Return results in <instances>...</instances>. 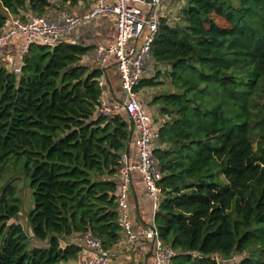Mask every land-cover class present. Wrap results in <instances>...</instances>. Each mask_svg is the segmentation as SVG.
I'll use <instances>...</instances> for the list:
<instances>
[{"label":"trees","instance_id":"trees-1","mask_svg":"<svg viewBox=\"0 0 264 264\" xmlns=\"http://www.w3.org/2000/svg\"><path fill=\"white\" fill-rule=\"evenodd\" d=\"M77 1L0 0V28ZM175 12L137 88L163 76L172 89L152 101L160 240L169 264H264V0H183ZM91 49L32 44L20 74L0 65V264H73L81 236L109 253L120 239L118 161L135 133L122 113L98 112L104 72L84 60ZM19 177L32 190L28 233Z\"/></svg>","mask_w":264,"mask_h":264},{"label":"built area","instance_id":"built-area-1","mask_svg":"<svg viewBox=\"0 0 264 264\" xmlns=\"http://www.w3.org/2000/svg\"><path fill=\"white\" fill-rule=\"evenodd\" d=\"M161 0H96L95 6L81 15L66 14L58 9L46 10L40 16L32 15L27 21L11 17L0 28V59L12 62L14 51L7 56L5 51L13 44L19 48L17 61L11 66L16 74L21 72L20 58L32 44L52 47L64 39L77 27L85 25L99 17L114 19L115 40L109 46H97L84 57L96 63L104 72L111 61L116 67L124 99L114 105H108L103 96L98 112L105 118L122 113L130 122L135 133L134 144L137 148V162H130L129 153H123L118 161L119 184L116 192V204L120 217L121 235L126 242L133 244L137 235L127 215L128 196L132 173L137 171L152 198V221L140 235L151 242L154 264H169L175 257L171 248L160 240L155 224V214L160 201V189L157 183L162 178L158 162L152 154L158 139V129L154 120L142 105L137 88L140 82L153 76L154 66L151 60V46L159 31L162 19ZM103 76L98 85L104 90ZM104 95V91L102 92ZM91 256L82 264H110L111 255L104 250L98 238L86 234L80 238Z\"/></svg>","mask_w":264,"mask_h":264},{"label":"crops","instance_id":"crops-1","mask_svg":"<svg viewBox=\"0 0 264 264\" xmlns=\"http://www.w3.org/2000/svg\"><path fill=\"white\" fill-rule=\"evenodd\" d=\"M113 0H105L110 3ZM177 0H161V12L163 17H169L174 11ZM96 0H78L74 5H60L58 10L70 14L81 15L95 6ZM10 19V18H9ZM115 23L112 17L102 16L85 25L77 27L72 31L63 42L69 44H77L84 47L109 46L115 40ZM17 45H12L5 51L7 55L11 51L18 52ZM86 60V59H84ZM88 60V59H87ZM91 62V60H88ZM155 68V66H154ZM104 95L103 100L108 105H114L124 99V93L120 86L119 76L116 67L110 61L104 70ZM154 88H145L138 92L140 101L145 110L154 120L156 128L159 126L155 118L157 115L153 111H157V107L152 103L154 97L158 94L154 92ZM159 115V114H158ZM159 120V119H158ZM130 162L135 164L137 158V148L134 141L129 147ZM127 215L132 225V232L137 235V240L133 244L126 242L125 238L120 235L119 241L110 251V264H154L152 244L146 241L141 234L142 231L150 226L152 221V198L150 197L140 173L134 171L130 187L127 190ZM80 247V253L77 260L73 264H82L83 261L91 256V251L84 247L81 239L76 241Z\"/></svg>","mask_w":264,"mask_h":264},{"label":"rangeland","instance_id":"rangeland-1","mask_svg":"<svg viewBox=\"0 0 264 264\" xmlns=\"http://www.w3.org/2000/svg\"><path fill=\"white\" fill-rule=\"evenodd\" d=\"M175 4L177 6V9H179L181 6H183V0H177ZM175 13L176 12L174 10L169 15V19L171 21L170 24H172V25L175 24L176 22H178V21L175 22V19H176L175 18V15H176ZM9 54L10 53H8L7 56ZM11 54H13V56H14L12 58V62H9L7 59L5 60L4 58H2V59H0V65L5 66L7 69H12L11 66H13V64L16 63V61H17V53L13 52ZM159 79H160V81H162V83H164V85L154 88L155 89L154 92L156 94H161V93L168 92V91L172 90L171 86H170V83H169V81L167 79H165L163 76H161ZM153 112H155V114L157 115V117L159 119L158 120V119L155 118L156 122H158V124L161 125L163 123L162 118L158 115L157 111H153ZM19 181L20 182L18 183L17 188H18V196L21 199L22 206H21V212H20L18 221H19L20 225L22 226V228L24 229V231H26L28 233L29 232V227H28V224H27V218H28V214L31 212V210L33 208L32 190L29 187V179L28 178L19 177ZM31 245L32 246H38L40 244H38L37 242H34L33 240H31ZM239 259H240L239 256H235L230 262H227L226 264L236 263V262L239 261Z\"/></svg>","mask_w":264,"mask_h":264}]
</instances>
